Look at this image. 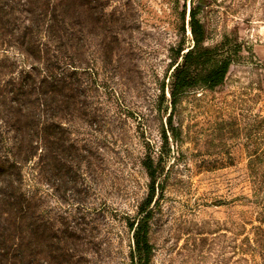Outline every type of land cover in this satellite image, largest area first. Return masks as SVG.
<instances>
[{
	"label": "rangeland",
	"instance_id": "374dc122",
	"mask_svg": "<svg viewBox=\"0 0 264 264\" xmlns=\"http://www.w3.org/2000/svg\"><path fill=\"white\" fill-rule=\"evenodd\" d=\"M83 1L92 2L94 20L74 5L63 27L81 46L55 52L78 68L68 79L71 106L57 120L70 145L47 170L38 159L22 168L37 226L52 237L35 240L34 264H130L148 156L164 167L152 264H264V0H194L205 45L228 36L243 52L222 87L183 98L168 145L170 97L166 88L161 103V91L175 50L192 45L191 0ZM5 4L9 28L25 27L22 0ZM8 41L0 34L6 80L29 64ZM1 137L3 158L12 142Z\"/></svg>",
	"mask_w": 264,
	"mask_h": 264
},
{
	"label": "trees",
	"instance_id": "16d2710c",
	"mask_svg": "<svg viewBox=\"0 0 264 264\" xmlns=\"http://www.w3.org/2000/svg\"><path fill=\"white\" fill-rule=\"evenodd\" d=\"M74 5L77 12L87 14L88 21L94 20L92 2L22 0L20 13L25 16L27 25L11 30L10 8L5 0H0V34L7 37L8 44L29 63L16 78L11 75L12 78L6 80L5 61L0 59V122L5 136L11 135L12 142L8 154L0 158V264H34L35 240L39 238L44 244L52 239L45 225L43 230L37 226L34 202L23 192L22 168L38 159V166L47 170L52 162L56 164L64 157L70 145L66 130L57 120L71 106L66 95L67 91H72L68 89V79L71 74L77 75L78 68L65 63L64 57L55 52L65 48L67 43L74 48L83 42L81 37L64 33L63 29L64 14ZM200 10L197 2L191 0L188 27L192 45L175 50L168 85L162 86L161 103L166 100L167 88L171 105L168 131L163 132L166 145L168 133L173 138L177 136L174 112L183 98L193 92H215L222 87L243 52L242 45L228 36L215 47L206 46ZM182 21L185 24V15ZM0 135L4 143L5 136ZM143 167L149 178L148 195L138 213L139 219L130 225L133 233L130 264H152L154 253L150 229L159 199L157 190L164 172L163 161L156 162L148 156Z\"/></svg>",
	"mask_w": 264,
	"mask_h": 264
}]
</instances>
